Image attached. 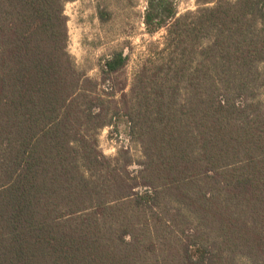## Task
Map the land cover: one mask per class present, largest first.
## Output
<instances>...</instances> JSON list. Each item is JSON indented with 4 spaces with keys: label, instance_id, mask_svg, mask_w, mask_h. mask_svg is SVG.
<instances>
[{
    "label": "trees",
    "instance_id": "obj_1",
    "mask_svg": "<svg viewBox=\"0 0 264 264\" xmlns=\"http://www.w3.org/2000/svg\"><path fill=\"white\" fill-rule=\"evenodd\" d=\"M70 1L0 0V264H235L243 249L264 264V0L180 15L148 0L169 52L120 88L125 111L104 96L129 54L90 78L69 50ZM122 122L142 148L135 177L100 148ZM169 204L196 223L174 243L151 224Z\"/></svg>",
    "mask_w": 264,
    "mask_h": 264
},
{
    "label": "rangeland",
    "instance_id": "obj_2",
    "mask_svg": "<svg viewBox=\"0 0 264 264\" xmlns=\"http://www.w3.org/2000/svg\"><path fill=\"white\" fill-rule=\"evenodd\" d=\"M171 6L177 10V15H180L195 11L198 8V2L197 0H166V4H162V9L168 13ZM147 7L148 0H73L66 4L69 50L80 68L86 71L90 78L100 81L99 65L111 52L123 49L126 54H129L127 66L110 82L118 89L116 96L113 100H108V95L104 96L107 102L111 101L112 107L118 103V107L124 111L127 108V101L123 98L120 88L125 85L126 91L129 92L137 71L143 65L149 67L151 61L156 62L161 52L162 58L167 57L169 52L167 48H169L170 38L167 27L160 29L154 35L147 32L144 23ZM196 44L197 41H195ZM197 64L195 60L188 62L187 66L195 70ZM262 83L264 82L261 81ZM99 88H104L106 93L111 90L109 83ZM256 90L264 104V86L257 87ZM185 96L186 94H183V97ZM110 129L101 130L100 148L110 158L118 156L116 163L120 170L124 171L123 168L128 167L131 177L139 175L140 163L143 159L140 143L138 140L133 141L126 134L128 128L126 130L124 122L118 127L120 132L118 136L116 133L111 134ZM173 209L174 205L169 204L168 210H162L163 213L159 210L156 214L159 218L155 214L151 218L152 226L154 228L156 225L162 226L172 243L177 242L178 238H185L182 235L185 227L196 225V223L187 224L180 219L175 220L172 217ZM160 218L172 224H165ZM247 251V249L239 251L235 264H259L256 262L257 259L254 256L250 257Z\"/></svg>",
    "mask_w": 264,
    "mask_h": 264
}]
</instances>
